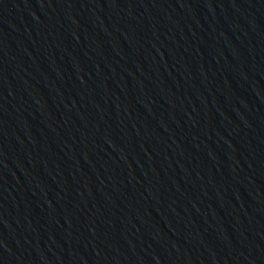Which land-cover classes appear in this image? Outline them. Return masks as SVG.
<instances>
[{
  "label": "water",
  "instance_id": "obj_1",
  "mask_svg": "<svg viewBox=\"0 0 264 264\" xmlns=\"http://www.w3.org/2000/svg\"><path fill=\"white\" fill-rule=\"evenodd\" d=\"M157 264H264V0H158Z\"/></svg>",
  "mask_w": 264,
  "mask_h": 264
}]
</instances>
